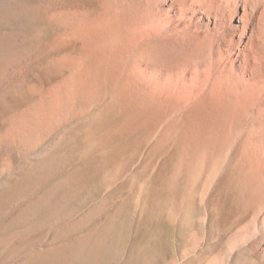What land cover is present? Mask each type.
<instances>
[{"label": "rangeland", "instance_id": "rangeland-1", "mask_svg": "<svg viewBox=\"0 0 264 264\" xmlns=\"http://www.w3.org/2000/svg\"><path fill=\"white\" fill-rule=\"evenodd\" d=\"M75 1L0 0V264H264L262 235L228 243L250 215L231 205L226 178L206 202L203 182L170 189L174 165L152 139L106 143L95 120L108 99L48 116L63 77L48 17Z\"/></svg>", "mask_w": 264, "mask_h": 264}, {"label": "bare ground", "instance_id": "bare-ground-1", "mask_svg": "<svg viewBox=\"0 0 264 264\" xmlns=\"http://www.w3.org/2000/svg\"><path fill=\"white\" fill-rule=\"evenodd\" d=\"M81 4L49 13L52 70L63 77L48 116L108 99L106 118L95 120L108 145L152 139L174 165L168 187L184 178L190 194L203 182V202L226 178L231 205L250 215L228 243L262 235L264 252V0Z\"/></svg>", "mask_w": 264, "mask_h": 264}]
</instances>
